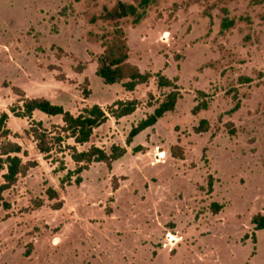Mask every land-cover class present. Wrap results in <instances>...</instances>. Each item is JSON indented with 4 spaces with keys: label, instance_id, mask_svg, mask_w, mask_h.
Listing matches in <instances>:
<instances>
[{
    "label": "rangeland",
    "instance_id": "rangeland-1",
    "mask_svg": "<svg viewBox=\"0 0 264 264\" xmlns=\"http://www.w3.org/2000/svg\"><path fill=\"white\" fill-rule=\"evenodd\" d=\"M139 1L0 0V115L18 104L13 87L74 115L131 97L139 111L96 129L79 150L126 146L131 128L154 111L149 95L161 100L168 91L155 79L134 94L105 85L96 71L102 37L115 25L91 19L118 2ZM225 17L235 21L227 31ZM120 25L130 63L179 80L176 111L139 135L112 170L94 164L80 186L66 190V172L54 173L57 166L25 136L29 121L11 116L8 126L29 153L25 161L39 167L5 194L11 209H0V264H264V230L251 224L264 214V0H158L140 25ZM202 100L209 109L193 115ZM35 115L48 129L62 125L61 117ZM203 119L211 128L198 135ZM139 146L145 151L134 154ZM174 147L183 160L174 158ZM65 161L76 168L68 154ZM48 188L58 191L62 210L53 209L58 202L49 201ZM213 203L225 209L214 215Z\"/></svg>",
    "mask_w": 264,
    "mask_h": 264
},
{
    "label": "trees",
    "instance_id": "trees-1",
    "mask_svg": "<svg viewBox=\"0 0 264 264\" xmlns=\"http://www.w3.org/2000/svg\"><path fill=\"white\" fill-rule=\"evenodd\" d=\"M158 0H140L137 4L118 2L113 10L105 8L98 17L91 19L92 24L98 22L112 23L115 25L111 37H102L103 53L98 59L96 74L102 79L105 85L113 86L120 84L128 93H134L140 86L148 85L151 80H156L159 91H168L161 100H156L152 94L150 103L154 109L153 113L133 126L126 139V146L114 145L110 151L92 145L87 150H79L92 143L96 129L108 122L110 118L121 120L134 115L140 107L137 100L116 101L107 110L99 105L85 108L78 115L72 114L63 106L54 104L45 97L29 98L24 90L13 87L12 90L18 96V104L9 108L8 112L0 115V209L10 210L11 204L7 202L5 194L18 185L21 178L39 167L38 161H25L29 158L28 151L16 140L21 139L20 134H14L8 126L11 116L17 119L29 121V127L24 131L25 136L32 140L37 151L43 156L46 162L57 166L54 173H65L61 178L60 186L63 190L72 185L80 186L83 183L82 175L89 171L94 164H105L110 170L114 164L124 158L131 148L135 139L148 129H154L158 122L165 118L167 114L176 111L179 101L182 98L181 89L178 86V79H170L163 73L153 74L143 72L137 65L130 63L129 40L126 32L121 28L120 23L126 19H133V24L138 26L145 20L150 7ZM235 25V21L225 17L222 23L223 31L230 30ZM242 84L252 81L248 78L240 79ZM91 91L85 90L84 96L88 100ZM199 97L207 98V94L199 91ZM239 105L233 109L231 114L239 109ZM209 109V103L202 100L193 109V115L197 116L202 111ZM41 112L49 117H61L62 125H53L50 129L45 127L41 121L34 119V114ZM211 125L208 120H201L195 133L198 135L206 134L210 131ZM71 142V143H70ZM145 151L142 146L133 149L134 154ZM68 154L75 164L74 170H69L66 165L65 155ZM174 158L183 160L184 152L179 147L172 149ZM117 190V188H115ZM114 189V190H115ZM214 192V178L208 179V193ZM46 196L50 202L57 201L53 206L55 211L62 210L64 203L60 200L58 191L53 188L46 190ZM42 206V204L38 205ZM225 209L224 205L213 203L211 211L214 215H219ZM108 214H110L108 212ZM251 224L254 230H264V214L259 213L253 216ZM249 239L245 236L244 240ZM256 243V238L253 236Z\"/></svg>",
    "mask_w": 264,
    "mask_h": 264
},
{
    "label": "crops",
    "instance_id": "crops-1",
    "mask_svg": "<svg viewBox=\"0 0 264 264\" xmlns=\"http://www.w3.org/2000/svg\"><path fill=\"white\" fill-rule=\"evenodd\" d=\"M140 87H141V86H140ZM22 90H24V91L26 92L25 89H22ZM134 93H135V92H134ZM134 93H131V94H134ZM26 94H27V93H26ZM27 96H28V95H27ZM28 97H29V96H28ZM29 98H30V97H29ZM127 100H135V99L129 97L128 99H126V100H124V101H127ZM118 101H119V100H118ZM121 101H122V100H121ZM99 106H100V105H99ZM138 111H139V109L137 110V112H138ZM137 112H136V113H137ZM173 113H174V112H173ZM35 114H36V113H35ZM35 114H34V119H35V116H36ZM167 115H168V114H167ZM167 115H166V116H167ZM146 117H147V116H146ZM126 118H127V117H126ZM124 119H125V118H124ZM124 119H121V120L118 121V120H115V119H113V118H110L106 124H108V123H112L113 120H115L116 122H123ZM144 119H145V118H144ZM141 121H142V120H141ZM41 122H42V121H41ZM138 123H139V122H138ZM138 123H137V124H138ZM137 124H136V125H137ZM134 126H135V125H134ZM131 129H132V128H131ZM148 130H150V129H148ZM145 132H146V131H145ZM143 133H144V132H143ZM93 138H94V137H93ZM92 140H93V139H92ZM127 154H128V153H127ZM41 156H42V155H41ZM14 188H15V187H14Z\"/></svg>",
    "mask_w": 264,
    "mask_h": 264
},
{
    "label": "bare ground",
    "instance_id": "bare-ground-1",
    "mask_svg": "<svg viewBox=\"0 0 264 264\" xmlns=\"http://www.w3.org/2000/svg\"><path fill=\"white\" fill-rule=\"evenodd\" d=\"M161 155V157H164V154L162 153V154H160ZM169 238H171V241H175V237L173 236V235H169Z\"/></svg>",
    "mask_w": 264,
    "mask_h": 264
}]
</instances>
